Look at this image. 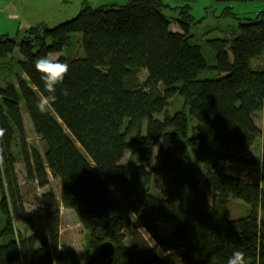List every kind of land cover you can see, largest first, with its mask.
Listing matches in <instances>:
<instances>
[{
  "label": "trees",
  "instance_id": "obj_1",
  "mask_svg": "<svg viewBox=\"0 0 264 264\" xmlns=\"http://www.w3.org/2000/svg\"><path fill=\"white\" fill-rule=\"evenodd\" d=\"M126 2L84 3L76 17L31 27L20 42L0 36V61L17 48L21 57L17 85L0 80V238H9L0 240V264H81L74 251L53 253L61 206L86 230V264H105L100 249L107 241L115 246L111 264H227L237 249L250 264H264V188L228 170L253 166L246 155L261 138L264 176V9L238 16V30L228 36L206 40L210 64L193 39L201 21L189 7L178 13L175 31L164 0ZM221 13L236 15L230 6ZM48 53L70 70L41 114L35 104L47 93L34 60ZM179 98L184 108L170 112ZM22 104L43 153L28 143ZM19 163L25 182L44 188L50 175L61 181L60 198L41 195L45 229L26 211ZM233 199L249 207L246 216H230ZM19 221L30 234L16 230ZM166 224L173 225L169 235Z\"/></svg>",
  "mask_w": 264,
  "mask_h": 264
},
{
  "label": "rangeland",
  "instance_id": "obj_2",
  "mask_svg": "<svg viewBox=\"0 0 264 264\" xmlns=\"http://www.w3.org/2000/svg\"><path fill=\"white\" fill-rule=\"evenodd\" d=\"M127 0H119V3H125ZM170 6L167 9V14L173 18L176 23L177 15L184 7H189L190 12L196 20H200L199 26L194 27L193 33L195 34L194 40L203 44L205 54L208 62H214V52L206 44L209 38L228 36L238 30L237 17L242 14L246 16L256 15L259 10L264 9V4L253 3H235V4H215L213 0H164ZM106 0H0V36L8 37L15 40H20L28 36V29L46 24L50 27H55L63 22H66L76 17L81 11L84 3H88L95 7L105 3ZM127 3V2H126ZM232 7L236 15H229L228 17L222 16L221 12L224 7ZM231 10V9H229ZM172 29L177 31L179 28L173 24ZM19 49L15 50L14 55L6 60L0 61V80L2 84L12 82L17 85V74L21 72L18 60L20 59ZM18 59V60H17ZM142 82L147 78V72L143 71L140 76ZM184 104L182 99H175L170 106V112L183 109ZM22 113L24 117L25 127L27 129L28 143L33 148L38 149L43 153L42 143L39 137L35 134L30 116L22 104ZM255 123L258 128H263V113H257L255 116ZM261 138H258L251 151L246 155L248 158L253 159L255 164L253 166H233L230 167L229 173L239 176L250 183L260 184L264 188V176L260 163L262 157ZM131 153H127L123 158L124 162L131 159ZM193 162L197 169L199 177L202 179L205 176L203 165L195 158V153H192ZM19 182L22 185L24 193V200L26 211L31 216L33 221L45 229L44 210L41 203V195L46 192H54L60 198L61 184L57 178L50 175L49 184L44 187H38L36 183L25 182L24 166L19 163L16 166ZM209 195L211 203H213V195L206 190ZM249 213V207L242 201L233 199L230 206V216L233 218L244 217ZM5 220L0 217V226L3 227ZM1 227V228H2ZM15 228L21 233H29L30 229L24 222L19 221L15 223ZM163 232L169 235L172 231L173 225H161ZM86 230H84L77 215L74 211L66 208H61V224H60V240L59 245L54 248L53 253L58 251H74L77 253L80 263L86 264L91 257L89 250L88 240L85 237ZM4 243L9 241L8 237L0 238ZM156 253L160 257H165L162 249L152 243Z\"/></svg>",
  "mask_w": 264,
  "mask_h": 264
},
{
  "label": "clouds",
  "instance_id": "obj_3",
  "mask_svg": "<svg viewBox=\"0 0 264 264\" xmlns=\"http://www.w3.org/2000/svg\"><path fill=\"white\" fill-rule=\"evenodd\" d=\"M34 66L36 71L41 74L40 78L47 93V95L37 99L35 107L41 114H44L48 111L49 106L56 102L57 86L64 82L70 68L67 62L62 61L52 53L36 57ZM62 94L66 96L68 94L67 89H64ZM5 132V129L0 128V137L4 136ZM227 264H250V258L246 257L245 252L237 249L228 257Z\"/></svg>",
  "mask_w": 264,
  "mask_h": 264
},
{
  "label": "water",
  "instance_id": "obj_4",
  "mask_svg": "<svg viewBox=\"0 0 264 264\" xmlns=\"http://www.w3.org/2000/svg\"><path fill=\"white\" fill-rule=\"evenodd\" d=\"M114 245L111 242H105L101 246V253L105 264H111L114 254Z\"/></svg>",
  "mask_w": 264,
  "mask_h": 264
},
{
  "label": "bare ground",
  "instance_id": "obj_5",
  "mask_svg": "<svg viewBox=\"0 0 264 264\" xmlns=\"http://www.w3.org/2000/svg\"><path fill=\"white\" fill-rule=\"evenodd\" d=\"M176 25H177V23H176ZM180 26V25H179ZM177 27H178V25H177ZM195 38V34L193 33V39ZM196 41V40H195ZM198 44H200V45H202V46H204L203 44H201V43H199V42H197ZM206 50V49H205ZM205 171V170H204ZM57 180L58 181H60V179L59 178H57ZM60 184H61V181H60ZM61 208H65V207H63V206H61ZM67 209V208H66ZM76 214V213H75ZM44 223V222H43ZM60 224H61V221H60ZM44 225H45V223H44ZM84 230H85V228H84ZM85 237L87 238V235L85 234ZM108 242V241H107ZM114 248H115V246H114ZM100 252H101V249H100ZM114 253H115V250H114ZM114 255V254H113ZM101 256H102V253H101ZM102 258H103V256H102ZM112 260H113V258H112ZM103 261H104V259H103Z\"/></svg>",
  "mask_w": 264,
  "mask_h": 264
},
{
  "label": "crops",
  "instance_id": "obj_6",
  "mask_svg": "<svg viewBox=\"0 0 264 264\" xmlns=\"http://www.w3.org/2000/svg\"><path fill=\"white\" fill-rule=\"evenodd\" d=\"M112 2V1H115V2H117V1H119V0H106V2ZM165 2V1H164ZM176 25V24H175ZM177 26V25H176ZM68 210H70V211H73V210H71V209H68Z\"/></svg>",
  "mask_w": 264,
  "mask_h": 264
}]
</instances>
